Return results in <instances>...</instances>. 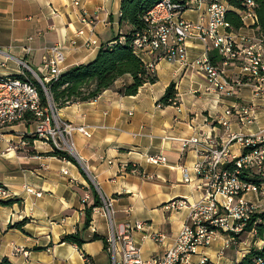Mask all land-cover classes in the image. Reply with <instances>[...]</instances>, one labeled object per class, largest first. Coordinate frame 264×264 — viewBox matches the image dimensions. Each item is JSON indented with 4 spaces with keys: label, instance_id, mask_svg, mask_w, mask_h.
<instances>
[{
    "label": "crops",
    "instance_id": "0c3cea01",
    "mask_svg": "<svg viewBox=\"0 0 264 264\" xmlns=\"http://www.w3.org/2000/svg\"><path fill=\"white\" fill-rule=\"evenodd\" d=\"M119 5L120 0H0V77L20 75L23 69L17 60L21 59L43 78L42 60L47 48L57 43L64 47L63 72L90 63L101 45L111 44L124 31L118 24ZM188 6L182 16L196 22L206 3L189 0ZM243 26L237 34L255 35L253 25ZM88 40L95 45L86 47ZM25 47L31 51L25 53ZM202 52L199 41H188L185 65L157 63L153 68L156 82L143 85L134 96L118 93L131 83L124 76L95 101L56 110L60 119L90 128L89 138L71 137L76 164L51 156L49 144L32 134V123L7 130L0 142V187L7 190L12 205L0 206V260L7 258L12 264H111L107 250L110 225L103 207L92 210L88 227L83 223V208L92 204L93 190L110 202L113 227L143 223L140 231L131 233L143 261L161 256L172 245L187 221L189 206L203 197L202 182L193 170L203 153L191 144L183 147L179 140L199 138L219 146L227 142L229 134L255 135L264 128V97L256 96L250 86H237L232 97L213 91L193 64ZM148 60L141 59L144 64ZM234 65L222 68L229 85L239 77ZM170 84L174 85L176 106L159 102ZM235 104L251 106L255 116L251 124L241 126L235 116L224 115ZM219 118L228 125L221 126ZM18 143L20 148L15 146ZM228 151L231 158L242 152L236 144H230ZM156 155L163 156L165 163L146 161ZM84 196L89 198L86 202ZM244 198L257 212L264 211L262 196L250 192ZM179 201L187 206L170 207ZM24 219L21 228L13 227ZM76 232L85 241L81 248L60 242L63 235ZM225 240L223 234L215 236L199 253L212 264H237L252 248L264 247V240L253 231L219 257L217 251ZM198 259L193 255L190 262L196 264Z\"/></svg>",
    "mask_w": 264,
    "mask_h": 264
},
{
    "label": "built area",
    "instance_id": "2783aa9c",
    "mask_svg": "<svg viewBox=\"0 0 264 264\" xmlns=\"http://www.w3.org/2000/svg\"><path fill=\"white\" fill-rule=\"evenodd\" d=\"M181 2L182 0L158 2L144 17L146 28L133 35V50L140 59H149L145 63L149 72L153 73L154 66L162 61L185 65L187 42L196 40L202 44L203 52L193 64L213 91L232 97L237 86H250L255 89L256 96L264 97V35L247 37L229 32L224 0L203 1L206 6L196 22L182 16L189 9V1ZM253 6L250 0H246L247 10L240 14L243 24L256 23ZM94 45L95 41L85 42L86 47ZM23 50L25 53L31 51L29 47ZM212 50L220 57L219 64L213 65L209 61L208 54ZM17 62L23 69L20 75L0 77V142L4 140L8 129L19 124H30L26 118L31 117L34 119V136L49 144L53 151L75 157L71 137L79 134L89 138V126L74 125L60 119L49 100L48 106L42 107L32 82V79L35 80L47 96L48 84L56 81L63 73V45L57 43L47 48L42 60L45 72L43 78L32 72L25 61L18 59ZM235 63L239 68V77L237 82L229 85L222 68ZM171 104L176 106V99ZM224 115L235 116L236 123L241 126L251 124L255 118L251 106L240 104L226 109ZM218 121L223 127L228 125L223 118ZM179 141L183 147L191 144L203 153V159L193 167L202 182L203 197L189 206L187 221L172 245L161 256L143 261L140 249L131 237L133 231L142 229L143 223L135 221L113 227L111 204L100 195L101 206L110 225L107 250L111 254V264H192L190 257L193 255L199 257L196 264H212L206 256L199 253V249L210 246L215 236L223 234L226 240L217 251V255L222 257L231 245L237 244L247 222L257 212L258 208L244 196L251 192L264 198V128L255 135L229 134L227 142L219 146L207 144L199 138ZM230 144H236L242 150L241 154L231 158L228 151ZM233 160L234 167L226 168ZM146 161L156 165L165 163L166 160L163 156L156 155ZM243 170L249 171L257 182L240 180L239 175ZM63 174L66 172L63 171ZM183 177L185 182L189 181L186 169H183ZM26 191L36 197L40 196V193L33 190ZM7 199L9 193L0 187V201ZM88 199V196H84L83 202ZM185 206L187 203L184 201L170 205L174 209ZM118 252L121 254L120 260H117ZM255 264H264V258H258Z\"/></svg>",
    "mask_w": 264,
    "mask_h": 264
},
{
    "label": "trees",
    "instance_id": "16d2710c",
    "mask_svg": "<svg viewBox=\"0 0 264 264\" xmlns=\"http://www.w3.org/2000/svg\"><path fill=\"white\" fill-rule=\"evenodd\" d=\"M161 0H120L119 10V29L124 30L117 35L111 44L101 45L94 58L88 64H79L68 68L60 77L48 84L47 96L40 86L32 79L37 93L39 95L42 107L48 106V100L55 110L62 109L69 105L81 104L95 101L104 91L112 88L115 82L124 76L131 78V83L118 90L123 96H134L138 90L145 84H154L156 77L150 73L147 66L135 54L132 46V39L135 33L141 32L146 28L144 17L146 13ZM176 2L178 0H171ZM189 0H182L185 3ZM205 1V0H199ZM253 3V13L256 17V23L252 26L256 36L264 35V0H250ZM227 10L225 20L228 23L229 32H237L242 29L243 22L240 14L247 10L246 0H224ZM209 61L216 65L221 62L215 50L208 54ZM175 99L174 85L170 84L159 102L162 105H171ZM30 123L34 122L31 117L26 118ZM245 153V152H244ZM51 156L60 159H67L76 164L75 159L59 151H53ZM234 160L226 168H233ZM240 180L248 183H256V178L247 170H243L239 175ZM93 202L83 208L84 227H88L91 212L94 208L100 207L101 200L93 190ZM12 205L11 201H0V206L6 207ZM27 220L15 224L13 227L21 228ZM264 211L256 212L251 216L243 229V234L255 231L256 238L264 240ZM61 243L76 245L78 248L85 243L79 233L63 235L60 238ZM106 245V244H104ZM258 258H264V247L260 250L252 248L237 264H255ZM0 264H12L7 258H2Z\"/></svg>",
    "mask_w": 264,
    "mask_h": 264
},
{
    "label": "rangeland",
    "instance_id": "374dc122",
    "mask_svg": "<svg viewBox=\"0 0 264 264\" xmlns=\"http://www.w3.org/2000/svg\"><path fill=\"white\" fill-rule=\"evenodd\" d=\"M235 67H237V63H235V65H234ZM233 66V67H234ZM20 129H22V127H19ZM34 139V137H32V140ZM15 142H18V139H15ZM15 146L17 147V148H20V146H22L20 143H18V145L17 144H15ZM75 154V153H74ZM71 155V154H70ZM245 237V234H243V235H241V237H238V241H241L243 238ZM237 244H238V242H237ZM236 246V245H235Z\"/></svg>",
    "mask_w": 264,
    "mask_h": 264
},
{
    "label": "water",
    "instance_id": "95a60500",
    "mask_svg": "<svg viewBox=\"0 0 264 264\" xmlns=\"http://www.w3.org/2000/svg\"><path fill=\"white\" fill-rule=\"evenodd\" d=\"M73 157H74V156H73ZM74 159H75L76 161H78L76 157H74Z\"/></svg>",
    "mask_w": 264,
    "mask_h": 264
}]
</instances>
